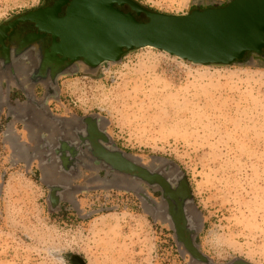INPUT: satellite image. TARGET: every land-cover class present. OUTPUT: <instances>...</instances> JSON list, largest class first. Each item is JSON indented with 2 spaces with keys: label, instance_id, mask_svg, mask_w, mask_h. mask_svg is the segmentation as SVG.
Segmentation results:
<instances>
[{
  "label": "rangeland",
  "instance_id": "1",
  "mask_svg": "<svg viewBox=\"0 0 264 264\" xmlns=\"http://www.w3.org/2000/svg\"><path fill=\"white\" fill-rule=\"evenodd\" d=\"M135 1L187 15L233 0ZM41 3L0 0V24ZM59 81L47 101L56 118L99 116L140 164L180 169L204 255L215 264H264V59L195 66L147 48ZM22 137L27 148L0 133V264H72L73 256L85 264H194L176 242L160 190L87 163L76 178H63L71 190L62 201L49 199L45 183L59 178L34 149L36 139Z\"/></svg>",
  "mask_w": 264,
  "mask_h": 264
},
{
  "label": "water",
  "instance_id": "2",
  "mask_svg": "<svg viewBox=\"0 0 264 264\" xmlns=\"http://www.w3.org/2000/svg\"><path fill=\"white\" fill-rule=\"evenodd\" d=\"M63 4L32 12L11 27L32 22L44 34H52V54L61 64L83 60L85 65L97 68L119 63L126 54L147 48L195 66L251 65L254 57L264 58V0H233L224 7L197 9L187 15L154 12L135 0H73L67 16L59 18L57 13ZM115 6H128L131 12H122ZM142 15L145 21L139 22L137 17ZM247 54L253 57L246 59ZM56 87L55 79L40 104L33 94L25 93L31 116L25 123L39 130L41 151H36L42 154L54 178H59L45 183L49 199L62 201L71 190L62 183L63 178H76L80 168L90 169L87 163L109 170L118 179L160 190L163 212L173 226L177 244L184 247L192 263L215 264L197 245L202 225L192 214L194 200L180 169L171 162L158 169L140 164L112 141L105 131L106 122L99 116L84 117L78 122L56 118L47 106V101L57 95ZM35 115L45 119L35 123ZM141 198L153 205L147 195ZM71 263L85 264L78 256H73ZM229 264L250 263L236 259Z\"/></svg>",
  "mask_w": 264,
  "mask_h": 264
},
{
  "label": "flooded vegetation",
  "instance_id": "3",
  "mask_svg": "<svg viewBox=\"0 0 264 264\" xmlns=\"http://www.w3.org/2000/svg\"><path fill=\"white\" fill-rule=\"evenodd\" d=\"M72 1L42 0L40 6L35 9L0 24V42H3V44L0 43V106H3L0 115V133L3 134V139L7 142L17 141L18 146L24 144L11 132L14 131L13 123H17L23 131L28 133L29 139H36L34 149L39 148L41 151L38 140L39 130L34 125L25 123V120L31 119L27 112L29 105L25 93L33 94L37 104H40L44 101L53 80L56 79V85H60L59 80L63 75L78 73L82 68L93 71L102 66L92 68L85 65L83 60L61 64L55 60L52 54L54 45L52 34H44L32 22H21L15 28H11L20 18L39 10H51L60 2L64 4L57 14L59 18H65ZM115 7L125 13L131 12L128 6ZM142 17H144L143 20ZM137 19L139 22H144L145 16L142 15ZM56 41L60 42V38H56ZM59 57L61 58V56ZM251 57H253L251 54H247L246 59ZM254 58L264 59L262 57ZM37 108L40 109L38 105ZM42 117V115H35L33 119L37 123L39 120L45 119V116L43 119ZM3 120L5 121L3 122ZM45 138L48 139V136L46 135ZM25 144L23 147L27 148Z\"/></svg>",
  "mask_w": 264,
  "mask_h": 264
},
{
  "label": "crops",
  "instance_id": "4",
  "mask_svg": "<svg viewBox=\"0 0 264 264\" xmlns=\"http://www.w3.org/2000/svg\"><path fill=\"white\" fill-rule=\"evenodd\" d=\"M50 107H51V105H50ZM12 126H13V128H14V131L12 130L11 132L15 134V137H16L19 141H20V140L22 141V138H23V137H22V135H23V131L21 132L20 130H18V129L15 127V124H14V123H13ZM24 134L27 135V137H29V136H28V133H27L26 131H24Z\"/></svg>",
  "mask_w": 264,
  "mask_h": 264
}]
</instances>
